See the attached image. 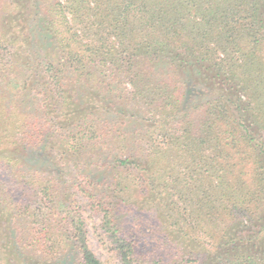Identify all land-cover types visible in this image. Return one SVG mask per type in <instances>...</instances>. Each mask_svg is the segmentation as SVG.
I'll return each instance as SVG.
<instances>
[{
	"label": "trees",
	"instance_id": "obj_1",
	"mask_svg": "<svg viewBox=\"0 0 264 264\" xmlns=\"http://www.w3.org/2000/svg\"><path fill=\"white\" fill-rule=\"evenodd\" d=\"M91 232L264 264V0H0V264H106Z\"/></svg>",
	"mask_w": 264,
	"mask_h": 264
},
{
	"label": "rangeland",
	"instance_id": "obj_2",
	"mask_svg": "<svg viewBox=\"0 0 264 264\" xmlns=\"http://www.w3.org/2000/svg\"><path fill=\"white\" fill-rule=\"evenodd\" d=\"M91 225V224H90ZM90 240H91V246L94 250V252L96 253V255L100 258H102L103 260H105L106 264H117L116 261L110 260L108 258L107 253L105 252L102 244L99 242V240L96 238L95 235H93V233L91 232L90 235Z\"/></svg>",
	"mask_w": 264,
	"mask_h": 264
}]
</instances>
